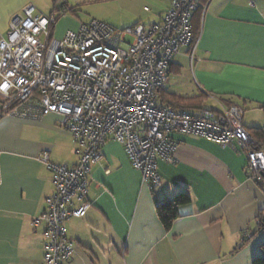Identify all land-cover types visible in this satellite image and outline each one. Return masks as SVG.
<instances>
[{
	"label": "crops",
	"instance_id": "obj_1",
	"mask_svg": "<svg viewBox=\"0 0 264 264\" xmlns=\"http://www.w3.org/2000/svg\"><path fill=\"white\" fill-rule=\"evenodd\" d=\"M198 2L204 9L195 60L191 65L185 52L175 55L167 94L204 96V108L238 105L245 127L264 131V0ZM28 5L40 16L56 17L55 38L91 20L116 29L151 26L170 6L167 0H0V41ZM61 121L57 114L0 113V264L44 260L43 227H34L33 220L46 208L54 184L40 156L48 152L55 163L78 162ZM171 137L177 149L171 162L158 160L161 188L154 192L123 148L107 142L102 159L90 167L87 195L73 201V207L88 206L86 215L65 224L75 249L72 264H252L263 256L264 193L246 172V153L237 142L224 148L204 138ZM181 192L191 202L166 230L156 204Z\"/></svg>",
	"mask_w": 264,
	"mask_h": 264
},
{
	"label": "built area",
	"instance_id": "obj_2",
	"mask_svg": "<svg viewBox=\"0 0 264 264\" xmlns=\"http://www.w3.org/2000/svg\"><path fill=\"white\" fill-rule=\"evenodd\" d=\"M158 24L116 29L91 20L55 38L56 17L36 14L34 6L14 16L0 41V113L28 117L57 114L75 142L74 166L40 160L52 173L54 194L33 220L43 227L42 264H72L75 249L65 224L83 218L90 167L102 159L109 140L119 144L132 167L154 192L161 188L158 160L171 162L178 133L227 147L237 142L247 155L246 172L264 193V150L244 125L238 105L217 109H176L160 104L169 85L175 55L186 53L191 65V19L198 0H167ZM1 182V179H0Z\"/></svg>",
	"mask_w": 264,
	"mask_h": 264
},
{
	"label": "trees",
	"instance_id": "obj_3",
	"mask_svg": "<svg viewBox=\"0 0 264 264\" xmlns=\"http://www.w3.org/2000/svg\"><path fill=\"white\" fill-rule=\"evenodd\" d=\"M57 2V0H55ZM61 9L66 7V4H62L59 6ZM58 7V8H59ZM204 6L203 4H199V8L197 11L194 12L192 19H191V26H192V45H195L198 42L199 38V25H200V18L203 13ZM72 13H75L72 9L70 10ZM57 21V20H56ZM56 23V22H55ZM54 25H51V31L53 33ZM204 96L192 99H183L179 97L170 96L167 94V91L160 93V104L163 106H170L176 109H193V108H200L204 103ZM251 135L256 139L258 142V148L264 150V131L261 129H251ZM191 202V197L189 194L185 192H181L175 195L172 199L165 200L163 202H157L156 204V212L160 222L164 226L166 230H170L174 221L179 217V208L183 205L189 204ZM264 227V218L259 217V230ZM256 234V233H255ZM254 235H250L247 239L243 240L241 244L238 246V249L243 248L247 245ZM262 250L264 252V244L262 245ZM252 264H264V254L261 257L256 258Z\"/></svg>",
	"mask_w": 264,
	"mask_h": 264
},
{
	"label": "rangeland",
	"instance_id": "obj_4",
	"mask_svg": "<svg viewBox=\"0 0 264 264\" xmlns=\"http://www.w3.org/2000/svg\"><path fill=\"white\" fill-rule=\"evenodd\" d=\"M172 80L174 79L175 81H182V80H178L177 79V75H172V78H171ZM182 79H184V77L182 78ZM169 82H170V79H169Z\"/></svg>",
	"mask_w": 264,
	"mask_h": 264
}]
</instances>
